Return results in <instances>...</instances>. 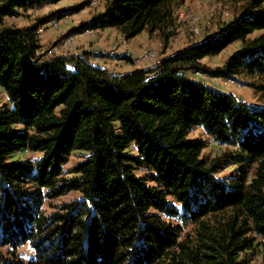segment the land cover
<instances>
[{
    "label": "trees",
    "instance_id": "1",
    "mask_svg": "<svg viewBox=\"0 0 264 264\" xmlns=\"http://www.w3.org/2000/svg\"><path fill=\"white\" fill-rule=\"evenodd\" d=\"M62 1L0 0V264H252L264 245V0L160 67L122 74L87 52L43 55L46 20L8 23ZM184 1L105 0L80 33L168 43ZM235 43L222 67L203 63ZM198 73L252 78L263 104ZM197 128L231 152L205 156L207 142L190 136ZM24 150L39 156L13 161ZM74 152L86 155L65 169ZM69 192L81 199L47 214V200ZM24 244L34 258L6 257Z\"/></svg>",
    "mask_w": 264,
    "mask_h": 264
},
{
    "label": "rangeland",
    "instance_id": "2",
    "mask_svg": "<svg viewBox=\"0 0 264 264\" xmlns=\"http://www.w3.org/2000/svg\"><path fill=\"white\" fill-rule=\"evenodd\" d=\"M250 1L185 0L181 6L173 36L168 43L160 38L150 37L146 32L143 34L147 37L146 41L142 38L128 40L123 36H117L116 33L105 32L104 29L92 31V33H80L83 24L91 23L95 16L105 10V0H65L57 4L40 5L29 11L18 10L19 14L16 17L9 18L8 23L17 27H27L41 20H46L39 29L40 40L43 44L41 50L43 55L45 51L47 53H51V51L77 53L78 55L87 52L97 64L108 67L111 73L120 74L132 69L138 61L148 65L141 57V50L143 49L154 50L164 58V54L167 52L168 54L173 53L191 43L200 42L208 36L218 33L238 16ZM182 13H184L183 15L187 13L197 15L200 20L199 23L191 25L182 16ZM194 27H199L200 32L195 33L193 31ZM259 34L256 33V35ZM71 36L75 38L74 43L63 49L64 41ZM101 43L104 48L100 46ZM132 47L138 49L137 54L132 52L134 51ZM240 47V43H235L221 54L206 58L203 63L212 70L222 67L226 60ZM122 55H126L130 60L121 59L120 56ZM194 76L215 89L234 94L249 105L261 106L263 104L261 94L253 86L256 82L252 78L239 76L232 79H222L213 78L204 73H198ZM5 102H7L6 94L0 88V104ZM190 136L207 142L204 155L210 158L231 152L232 148L216 143L201 128L195 129ZM84 155H86L84 152H74L65 169L74 167L83 159ZM38 156V154L24 150L14 154L12 159L13 161L34 160ZM234 172L235 167H229L224 174H233ZM80 199L81 194L79 192H69L59 198L47 200L44 210L47 214H50V212L56 211L59 206ZM9 252L10 254H6V257L14 262H17V260L28 261L34 258L35 255L29 244L21 245L15 250L10 249ZM252 264H264V245L259 247Z\"/></svg>",
    "mask_w": 264,
    "mask_h": 264
},
{
    "label": "built area",
    "instance_id": "3",
    "mask_svg": "<svg viewBox=\"0 0 264 264\" xmlns=\"http://www.w3.org/2000/svg\"><path fill=\"white\" fill-rule=\"evenodd\" d=\"M184 13H182V16L185 18L186 21H188L191 25H196L197 23H199V17L193 13H187L185 15H183ZM193 31L195 33L200 32L199 27H194ZM89 33H92V31H86ZM75 41L74 36L69 37L68 39H66L63 43L62 48H67L69 46H71ZM141 57L148 63V67L151 69H156L158 67L161 66L162 64V60L163 57H161L156 51L151 50V49H143L141 50Z\"/></svg>",
    "mask_w": 264,
    "mask_h": 264
},
{
    "label": "crops",
    "instance_id": "4",
    "mask_svg": "<svg viewBox=\"0 0 264 264\" xmlns=\"http://www.w3.org/2000/svg\"><path fill=\"white\" fill-rule=\"evenodd\" d=\"M104 31L105 32H112V33H116L117 34V36H119V37H121L122 36V34L120 33V32H118L117 30H115V29H104ZM144 34V32L142 33V34H140L139 36H137V37H135L134 39H136V40H138L139 38H142V40H145L146 41V36L145 35H143ZM144 36V37H143ZM134 39H132V40H134ZM100 46H102V43H101V45ZM102 48H104L103 46H102ZM133 49H134V51H132L133 53H135V54H137V52H138V49L137 48H134V47H132ZM83 50H85V49H83ZM75 54V53H74ZM77 54V53H76ZM171 53H169L168 54V52L166 53V54H164V56L166 57V56H168V55H170ZM136 66L137 67H139V66H146L145 65V63H143V62H141V61H138L137 62V64H136ZM104 67H106V66H104ZM135 67V66H134ZM106 68H108V67H106ZM133 69V68H132ZM132 69H130V70H132ZM130 70H128V71H130ZM128 71H125V72H128ZM124 72V73H125ZM120 74H122V73H120Z\"/></svg>",
    "mask_w": 264,
    "mask_h": 264
}]
</instances>
